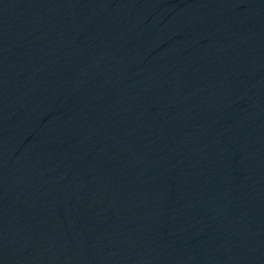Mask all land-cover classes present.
<instances>
[{"label":"water","instance_id":"obj_1","mask_svg":"<svg viewBox=\"0 0 264 264\" xmlns=\"http://www.w3.org/2000/svg\"><path fill=\"white\" fill-rule=\"evenodd\" d=\"M252 0H0V264H222Z\"/></svg>","mask_w":264,"mask_h":264}]
</instances>
